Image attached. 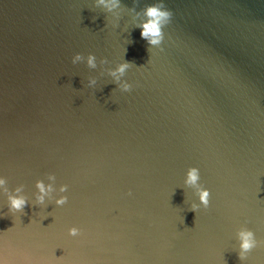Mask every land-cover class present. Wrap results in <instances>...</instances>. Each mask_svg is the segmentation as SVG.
I'll return each mask as SVG.
<instances>
[{
  "label": "water",
  "instance_id": "1",
  "mask_svg": "<svg viewBox=\"0 0 264 264\" xmlns=\"http://www.w3.org/2000/svg\"><path fill=\"white\" fill-rule=\"evenodd\" d=\"M156 2L0 0V174L27 200L0 191L9 264H264V0H162L151 46L136 25ZM48 173L63 205L35 201ZM240 227L261 241L244 262Z\"/></svg>",
  "mask_w": 264,
  "mask_h": 264
},
{
  "label": "clouds",
  "instance_id": "2",
  "mask_svg": "<svg viewBox=\"0 0 264 264\" xmlns=\"http://www.w3.org/2000/svg\"><path fill=\"white\" fill-rule=\"evenodd\" d=\"M95 3L102 6L105 10L111 11L119 5V0H95ZM143 16L144 19L139 21L136 25L140 29V36L151 46L160 45L163 38L162 28L164 25L169 23L172 16L171 10L163 6L162 0H157L156 3H151L144 7ZM81 59H84L89 67L96 66V57L93 53H88L86 57H82L81 53L76 52L71 58L72 63H76ZM101 62H103V60ZM128 67L129 64L125 61L110 70L113 82H116V88H119L122 91H127L132 87V85L126 80H120V75L123 74L125 69ZM95 82V78H90L88 80L89 86L94 85ZM46 178L49 183H45L41 179L35 180V201L37 203H43L47 197L49 200H52L56 206L63 205L67 200V196L64 195V193L66 192L68 186L61 183L54 187L56 178L53 173H48ZM6 184V177L0 174V191L4 192L6 195L8 210H21L27 203L25 196L21 194V190L24 185L19 184L13 188L11 192H9ZM183 185L191 186L195 190L196 200L189 204V208L191 210L195 211L198 208H206L208 206L209 190L200 182V173L197 167L189 166L185 169ZM53 192L56 193L55 196L52 195ZM3 215L4 213L0 212V217ZM18 218L19 217H13L15 222ZM41 219H43V217ZM79 232L80 229L76 226H71L67 229V233L70 236H75ZM236 237L239 241L237 255L239 259L244 262L249 250L257 246V244L261 243V241H258L253 231L246 227H240L237 229ZM0 264H9V260L5 256L0 255Z\"/></svg>",
  "mask_w": 264,
  "mask_h": 264
}]
</instances>
